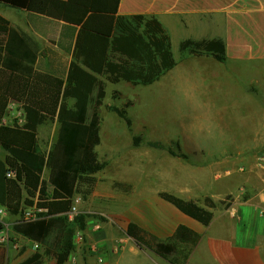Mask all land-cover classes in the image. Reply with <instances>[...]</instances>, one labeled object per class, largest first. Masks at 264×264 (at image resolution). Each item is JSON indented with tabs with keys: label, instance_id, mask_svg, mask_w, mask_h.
Wrapping results in <instances>:
<instances>
[{
	"label": "trees",
	"instance_id": "1",
	"mask_svg": "<svg viewBox=\"0 0 264 264\" xmlns=\"http://www.w3.org/2000/svg\"><path fill=\"white\" fill-rule=\"evenodd\" d=\"M120 1L0 0L10 7L80 27L74 59L64 80L35 69L39 53L31 47L29 36L0 15V34L4 36L0 47V144L7 151L5 159L0 157V205L10 214L21 215L14 232L38 244L36 252L19 264H45L48 258L65 264L76 250L77 231L87 228L86 214H79L73 221L64 214L71 210L78 195L87 200L93 194L97 174L108 165L96 150L101 141L100 110L106 97L101 75L116 83L150 85L178 64L170 33L162 22L155 16L120 15ZM180 51L184 58L211 56L221 63L227 61L222 38L184 39ZM15 81L20 82L19 86ZM11 99L22 102L24 125L2 124ZM107 108L131 124L125 107L111 104ZM55 118L58 136L45 156L40 152L38 128ZM141 141L140 136L134 137L135 146ZM148 144L163 148L157 142ZM168 151L189 158L180 147ZM46 168L50 169L53 186L50 194L42 184ZM114 185L126 187L119 181ZM159 195L205 225L212 222L218 204L208 197L203 205L167 191ZM35 205L46 211L38 212L37 219L26 220L25 209ZM127 234L139 246L152 249L173 264H185L201 238L180 225L173 236L161 239L135 222L128 223Z\"/></svg>",
	"mask_w": 264,
	"mask_h": 264
},
{
	"label": "crops",
	"instance_id": "2",
	"mask_svg": "<svg viewBox=\"0 0 264 264\" xmlns=\"http://www.w3.org/2000/svg\"><path fill=\"white\" fill-rule=\"evenodd\" d=\"M118 13L155 16L169 33L178 30L183 39L222 38L226 43L225 63L211 56H193L194 64H203L209 71L208 77L217 80L235 79L233 72L247 73L252 78L246 87L247 99L243 104L259 103L257 98L264 91V0H121ZM0 15L29 36L31 47L39 53L34 63L37 71L66 79L74 59L73 51L80 27L3 3H0ZM3 38L0 34V47L3 46ZM15 84L19 86L20 82L15 81ZM18 90L19 87H15V91ZM23 113L22 102L11 99L2 124L24 125L26 115ZM53 120L58 123L57 118ZM44 124L38 128V143ZM253 130L250 133L253 135V146L241 149L240 144L227 143V147L205 158L209 160L207 163L192 165L179 158L171 162L166 158L163 164L166 163L169 168L172 164L173 169L195 171L193 179L177 182L168 189L155 190V193L147 191L149 196L130 201L124 212L114 214L126 226L135 222L161 239L173 236L180 225L200 234L201 238L191 249L185 264H264V216L260 213L264 203V166L256 152L257 148L264 149V123L261 127L258 125V130ZM198 150L202 154L206 152L202 146H198ZM6 155L5 150L0 157L5 159ZM42 184L49 194L52 193L48 168L44 170ZM161 191L174 192L187 199L210 196L217 203L228 194L232 197L227 204L214 209L212 222L205 225L161 198L158 195ZM97 194L94 193L95 196ZM39 199L38 194L36 202ZM35 209L36 205L29 207L24 214ZM3 217L9 226L13 222L10 219L17 220L21 215L7 212ZM113 221H87L84 235L88 245L78 250L86 264H173L152 249L141 248L132 237L115 252L114 244L119 236L117 223ZM14 234L15 241L9 240L5 246L0 245V264H19L36 252L35 242ZM91 245H96L99 250L91 251Z\"/></svg>",
	"mask_w": 264,
	"mask_h": 264
},
{
	"label": "rangeland",
	"instance_id": "3",
	"mask_svg": "<svg viewBox=\"0 0 264 264\" xmlns=\"http://www.w3.org/2000/svg\"><path fill=\"white\" fill-rule=\"evenodd\" d=\"M170 36L172 51L178 64L153 84L133 85L126 81L116 83L101 75L106 85V97L100 110L101 141L96 150L100 159L108 161V165L97 174L98 183L93 194L87 200L81 198L79 208L88 216V221L111 219L117 223L119 240L114 245L119 246L118 250L130 240V236L127 234L126 224L114 213L124 212L132 200L149 196L147 191L155 193L158 189H168L177 182L193 179L195 175V171L173 169L172 164L169 168L166 163L163 164V160L169 158L171 162L179 158L192 165H200L209 161L205 158L227 147V143H235L237 146L240 144L241 149H246L254 145L253 135L250 133L254 132V128L258 130V125L261 127L264 123V91L257 98L258 104H243L247 99L246 87L251 83L252 77L247 73L242 75L233 72L235 79L210 78L209 71L203 64H194L192 55L185 57L188 59L182 57L180 43L184 39L180 32L172 30ZM111 104L125 107L131 124L109 111L107 106ZM58 132L59 124L52 119L41 127L39 146L43 155L48 156ZM135 136L142 139L139 146L134 145ZM149 142L160 143L163 148H155ZM198 146L204 147L207 153H200ZM179 147L188 154V159L173 156L168 151L169 148L177 150ZM256 152L259 159L264 156L263 148H257ZM3 153L5 150L0 145V154ZM117 181L126 187H115L114 182ZM95 192L98 193L96 196ZM170 193L181 197L174 192ZM207 197L211 198H182L204 205ZM231 197L228 194L216 208L227 204ZM21 218L10 219L13 222L7 226L6 218L0 216V228L3 230L0 236L6 238L5 242L0 241V245L5 246L9 240H16L13 229ZM78 250L76 245V250L65 264H86ZM52 261L56 264L55 259L46 260L48 264Z\"/></svg>",
	"mask_w": 264,
	"mask_h": 264
},
{
	"label": "built area",
	"instance_id": "4",
	"mask_svg": "<svg viewBox=\"0 0 264 264\" xmlns=\"http://www.w3.org/2000/svg\"><path fill=\"white\" fill-rule=\"evenodd\" d=\"M25 113H23L24 115ZM261 161L263 162L264 164V156L261 157ZM9 176H12L11 173L8 174ZM81 201V197H76L75 198V202H74V205L72 206L71 210L68 211L67 213H65L64 215L70 220V221H73L79 214L82 213V211L80 210L79 208V202ZM37 208V207H36ZM46 211V209H42V208H37L35 210H32V211H29L27 213L24 214V218L26 220H33V219H37L39 218L37 213L38 212H44ZM7 209L4 207H1L0 208V216H5V214L7 213ZM261 215L264 216V203H263V206L261 208V211H260ZM99 227V226H98ZM0 233H3V230L2 228H0ZM0 241L1 242H5L6 241V238L5 236H0ZM75 243L76 245L78 246V248L84 246V245H88L87 244V241H86V238H85V235H84V231H77L76 235H75ZM35 249L38 248V244L35 243ZM119 249V246H115V249L114 250H118ZM90 250L91 251H97L98 250V247L96 245H91L90 246ZM100 261L102 262L103 259L100 258Z\"/></svg>",
	"mask_w": 264,
	"mask_h": 264
}]
</instances>
